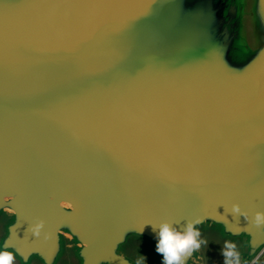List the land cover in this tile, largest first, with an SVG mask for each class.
I'll return each instance as SVG.
<instances>
[{
    "label": "water",
    "instance_id": "1",
    "mask_svg": "<svg viewBox=\"0 0 264 264\" xmlns=\"http://www.w3.org/2000/svg\"><path fill=\"white\" fill-rule=\"evenodd\" d=\"M258 212L264 0H0L13 264H162L153 225L196 218L185 264H224L225 242L252 264Z\"/></svg>",
    "mask_w": 264,
    "mask_h": 264
},
{
    "label": "clouds",
    "instance_id": "2",
    "mask_svg": "<svg viewBox=\"0 0 264 264\" xmlns=\"http://www.w3.org/2000/svg\"><path fill=\"white\" fill-rule=\"evenodd\" d=\"M233 211L239 212V206L233 205ZM201 223L199 218L188 221L179 228L169 222H161L153 225V231L157 235L155 251L162 255V264H185L186 259L193 251L201 248L206 243L200 239L201 232L196 227ZM252 224L256 227H264V213H256L252 219ZM38 225L34 234L39 235ZM158 229V231H157ZM222 255L224 264H242L240 253L237 251L236 244L225 242ZM15 257L10 251H0V264H13ZM146 260V257H144ZM259 257L252 262L257 264ZM136 264H143V260H138Z\"/></svg>",
    "mask_w": 264,
    "mask_h": 264
},
{
    "label": "rangeland",
    "instance_id": "3",
    "mask_svg": "<svg viewBox=\"0 0 264 264\" xmlns=\"http://www.w3.org/2000/svg\"><path fill=\"white\" fill-rule=\"evenodd\" d=\"M257 264H264V254L261 256V258L258 260Z\"/></svg>",
    "mask_w": 264,
    "mask_h": 264
}]
</instances>
